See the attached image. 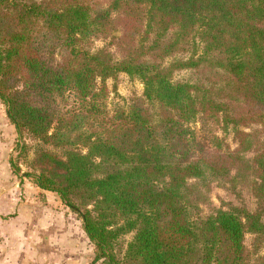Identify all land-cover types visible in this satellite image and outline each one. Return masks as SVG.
<instances>
[{
  "label": "trees",
  "instance_id": "trees-1",
  "mask_svg": "<svg viewBox=\"0 0 264 264\" xmlns=\"http://www.w3.org/2000/svg\"><path fill=\"white\" fill-rule=\"evenodd\" d=\"M109 8L0 0V101L18 137L38 141L43 166L23 176L81 219L91 264H250L245 234L264 241V0H110ZM114 25L122 59L82 48ZM177 45L193 52L165 66ZM61 49L67 59L56 62ZM176 70L216 81L175 82ZM119 73L137 77L143 95L110 115L105 82ZM196 124L231 129L236 148L213 134L207 147ZM252 126L262 131L241 130ZM233 170L228 182L244 178L255 210L226 204L204 217L206 180ZM127 234L121 255L115 246Z\"/></svg>",
  "mask_w": 264,
  "mask_h": 264
},
{
  "label": "rangeland",
  "instance_id": "rangeland-1",
  "mask_svg": "<svg viewBox=\"0 0 264 264\" xmlns=\"http://www.w3.org/2000/svg\"><path fill=\"white\" fill-rule=\"evenodd\" d=\"M38 1V0H35ZM45 1H58V0H45ZM72 1V0H69ZM83 3L89 5L91 9H103V10H110V0H80ZM68 2V0H60V3ZM91 13H94V10L91 11ZM111 17H114V12H110ZM40 25L34 26V31H38L40 28ZM142 30H144L142 28ZM122 33V29L119 27V25H114L110 29V37L109 38H95L90 39L86 41H82V48L90 51H94L97 49H107L110 51L114 58L116 59H122L123 55H125L122 51V48L120 49L117 45L115 40L111 39L112 36L114 37H120ZM123 35V33H122ZM153 38V36H151ZM172 39L170 35H167L166 39ZM187 47L185 48V50ZM193 48L190 45L188 47L187 52H184L182 54H178V45L174 49V51L169 54L166 58L162 60V63L165 66H168L169 63H175L178 62V58L184 57L188 58ZM56 55L54 56V60L56 62H62L67 59L65 51L62 49L60 51H55ZM196 53H199V47L196 44ZM206 72H209L208 70ZM211 75V76H210ZM203 74H197L196 72L187 70V71H178L176 70L173 74V80L175 82L180 81H189L191 83L199 82V80H203L207 82L208 80L211 82H215L213 75L210 73ZM213 78V80L211 79ZM106 86V92L105 96L106 98L103 101L104 104V111L107 112L110 115H113L112 113L117 110H124L127 111L129 108V105L137 98H141L143 95V84L137 77H130L125 73H119L117 77L113 80L109 79L105 82ZM100 100V98H99ZM59 105L62 107L64 105V102H59ZM100 110V109H99ZM99 116H95L94 119H99ZM9 121V120H8ZM96 120H93L91 123V129L95 130L97 128L96 126ZM196 131L197 138H201L204 145L208 147V143H210L211 135H215L216 138H219L222 140L223 143H221V147L224 149L227 145L231 150H234L236 148V142L234 140L233 132L231 129L228 130H221L217 127H214L211 129L209 126H205L200 129V124L193 125ZM244 130L247 133H256L259 130L262 131V128L260 126H252L250 129H241ZM16 133V131H15ZM262 139V136H260V140ZM38 141L34 140L32 137H30L28 134H23V137L20 139L16 133L15 143L11 147L10 151L7 153V161L9 166V172L12 173V175L15 176L12 179V182L16 181L17 189H16V195L7 193V196L0 197V202L8 203L11 207L13 205H21L23 209V220H24V226L21 229L22 230V236L26 237L27 235H30V226L29 222L25 224V221H29L31 217H37V221L39 222L40 226L43 222L41 221H51L53 219L54 211L63 213L64 217V223L67 221L68 213H72L75 215L77 222H81V219L73 213L67 206H65L60 198L52 192L41 190L34 180L29 177H24L23 175L29 174V175H35L41 173V170L43 169V166H41L40 163L36 162V150L38 147ZM44 150L52 152V153H58L57 150L53 149L49 145L41 146ZM253 147V148H252ZM250 152L252 153L254 149L257 147L252 146ZM247 154L246 157H251L254 154ZM236 172L233 170L230 172V176L226 179L219 178L215 179L214 177H210L206 180V185L208 186V194H207V200L204 205L200 206V210L202 211V215L208 216L210 213H212L214 210L221 208L222 205L226 204H232L234 206H244L249 211L253 212L256 208L255 199L253 198L252 194L249 191V188L244 185V178H242L239 182H228L231 177H234ZM245 174V173H244ZM15 187V188H16ZM10 208V210L6 212H0V218L4 221L3 225L6 226L3 228L6 234H10V228H9V219L14 216L13 210ZM223 209H226V207H223ZM65 215L67 217H65ZM34 220V218H33ZM62 220V221H63ZM82 228V227H81ZM41 229H39L40 231ZM83 230V229H82ZM41 234V233H40ZM85 234V233H84ZM86 235V234H85ZM87 237V236H86ZM133 234H127L124 236H121L115 246V250L119 254H123L124 250L126 249L127 243L132 240ZM88 239V238H87ZM244 245L251 254V261L250 264H254L256 259L259 257L264 258V241L257 239L254 235L246 233L244 236ZM29 244H23V251L29 252ZM3 249L6 248V250L9 252H12L13 246L8 245L7 243H3L0 245ZM88 251L90 253V257L92 258L88 264H91L95 249L92 243L88 240ZM98 264V263H97Z\"/></svg>",
  "mask_w": 264,
  "mask_h": 264
},
{
  "label": "crops",
  "instance_id": "crops-1",
  "mask_svg": "<svg viewBox=\"0 0 264 264\" xmlns=\"http://www.w3.org/2000/svg\"><path fill=\"white\" fill-rule=\"evenodd\" d=\"M15 138V128L8 121L6 108L0 101V197L7 196L8 192L16 195L18 183L12 182L15 176L9 172L7 161V153L15 143ZM10 207L8 203L0 202V212H6ZM11 209L14 216L8 223L10 234L7 235L3 229L6 226L3 223L7 221L0 218V245L7 243L14 250L8 252L6 248L0 247V264H88L91 261L88 239L81 223L72 213H68L64 223L63 213L54 211L53 219L41 221V226L37 217H31L25 221V224L29 222L30 235L24 237L21 230L24 226L22 206L13 205ZM23 244L30 245L29 252L23 251Z\"/></svg>",
  "mask_w": 264,
  "mask_h": 264
}]
</instances>
